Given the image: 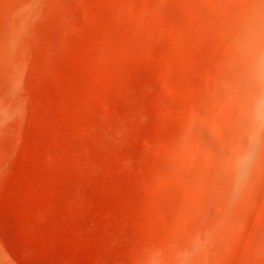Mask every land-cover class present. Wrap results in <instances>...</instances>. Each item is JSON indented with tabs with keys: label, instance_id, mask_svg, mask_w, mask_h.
<instances>
[{
	"label": "rangeland",
	"instance_id": "obj_1",
	"mask_svg": "<svg viewBox=\"0 0 264 264\" xmlns=\"http://www.w3.org/2000/svg\"><path fill=\"white\" fill-rule=\"evenodd\" d=\"M0 264H264V0H0Z\"/></svg>",
	"mask_w": 264,
	"mask_h": 264
}]
</instances>
